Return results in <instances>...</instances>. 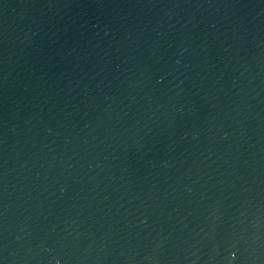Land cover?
<instances>
[{
	"label": "water",
	"instance_id": "obj_1",
	"mask_svg": "<svg viewBox=\"0 0 264 264\" xmlns=\"http://www.w3.org/2000/svg\"><path fill=\"white\" fill-rule=\"evenodd\" d=\"M0 264H264V0H0Z\"/></svg>",
	"mask_w": 264,
	"mask_h": 264
}]
</instances>
